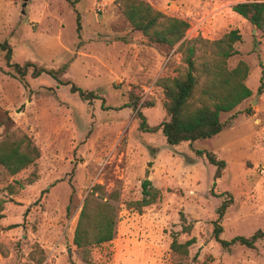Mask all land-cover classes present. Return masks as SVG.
I'll return each mask as SVG.
<instances>
[{"label": "rangeland", "instance_id": "374dc122", "mask_svg": "<svg viewBox=\"0 0 264 264\" xmlns=\"http://www.w3.org/2000/svg\"><path fill=\"white\" fill-rule=\"evenodd\" d=\"M144 1L186 20L188 41L239 30L242 41L228 64L248 65L253 95L221 114L217 136L170 146L161 130L141 131L137 111L153 127L168 119L156 82L184 71L178 46L152 43L116 0H27L25 7L24 0H0V43L12 46L13 62L54 69L104 99L83 101L47 74L21 80L0 50V143L22 141L41 151L17 175L0 165V264H86L73 239L96 186L95 197L116 207L117 222L111 242L90 248L95 264H264V240L254 249H225L214 235L218 209L230 196L221 238L264 231V35L232 10L264 0ZM197 49L200 57L212 55L204 43ZM130 94L140 100L137 108L126 107ZM196 151L226 162L220 179ZM146 171L160 195L139 213L128 203L142 198ZM174 239H195L187 256L171 249Z\"/></svg>", "mask_w": 264, "mask_h": 264}, {"label": "trees", "instance_id": "16d2710c", "mask_svg": "<svg viewBox=\"0 0 264 264\" xmlns=\"http://www.w3.org/2000/svg\"><path fill=\"white\" fill-rule=\"evenodd\" d=\"M124 16L152 43L167 45L170 48L178 46V51L183 53L184 71L176 77L159 79L156 84L165 96L164 108L167 120L157 126H150L146 116L139 109L140 129L146 133H155L159 130L164 134L170 146H179L185 142H195L201 139H210L220 134L224 128L221 114L233 111L245 100L253 95L252 90L245 84L249 75L248 65L240 61L231 69L229 59L237 54L235 45L242 41L239 30H232L217 40H186V32L190 24L186 20L165 15L153 8L144 0H116ZM232 10L257 27L264 35V1L244 2L233 6ZM81 30L78 17V32ZM204 43L212 48V55L200 57L197 45ZM0 50L5 52L8 67L13 68L17 76L24 80L28 74L38 78L43 74L51 76L60 86H70V91L78 94L83 101L92 102L104 99L94 91H87L77 86L72 81H64L59 77L60 72L54 69L40 67L34 62L25 64L13 62V48L7 42L0 43ZM263 87L260 86L259 93ZM140 100L130 94V101L126 107L137 108ZM105 108L104 104L102 105ZM251 111H248L250 113ZM200 156H206L208 162L216 167L215 178L222 177L226 162L220 160L212 152L196 151ZM41 156L38 147L23 143H0V165L14 176L22 170L33 165ZM151 166V163H149ZM100 186L94 187L89 193L81 209L76 226L73 243L77 248L84 250L86 264H95L91 259L90 248L111 242L115 236L117 222L116 207L95 197ZM160 191L156 189L149 178V171L142 182V198L128 203V207L141 213L144 208L153 205L159 198ZM233 199L225 200L218 209V220L215 222L214 235L220 245L229 249L234 245L254 249L259 240H264V231L258 230L252 236H236L230 241L221 238L223 233V220ZM70 207H68V211ZM189 231V227H186ZM195 243L191 239L184 244H179L174 239L171 249L187 256L188 248Z\"/></svg>", "mask_w": 264, "mask_h": 264}, {"label": "water", "instance_id": "95a60500", "mask_svg": "<svg viewBox=\"0 0 264 264\" xmlns=\"http://www.w3.org/2000/svg\"><path fill=\"white\" fill-rule=\"evenodd\" d=\"M26 2H27V0H24V5H23V7L26 6ZM23 13H25V12L23 11ZM256 28H257V27H256Z\"/></svg>", "mask_w": 264, "mask_h": 264}]
</instances>
